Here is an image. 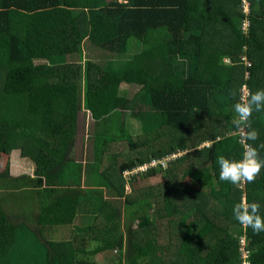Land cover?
Masks as SVG:
<instances>
[{
  "label": "trees",
  "instance_id": "trees-1",
  "mask_svg": "<svg viewBox=\"0 0 264 264\" xmlns=\"http://www.w3.org/2000/svg\"><path fill=\"white\" fill-rule=\"evenodd\" d=\"M242 1L0 0V182L22 179L0 185V264H264V232L232 212L246 199L264 215V169L232 185L216 162L241 158V87L264 89V0ZM252 127L264 142V112ZM78 209L88 234L60 229Z\"/></svg>",
  "mask_w": 264,
  "mask_h": 264
},
{
  "label": "clouds",
  "instance_id": "clouds-1",
  "mask_svg": "<svg viewBox=\"0 0 264 264\" xmlns=\"http://www.w3.org/2000/svg\"><path fill=\"white\" fill-rule=\"evenodd\" d=\"M245 23L246 25H244ZM248 27V21L241 22V34L244 37H248ZM229 95L236 98L237 92L230 90ZM232 110L235 113L232 123L234 129L239 133V142L243 146V152L239 159L228 158L225 155H219L217 157L216 162L219 166V179L229 182L232 185L253 183L257 176L260 175L261 170L264 169V157L261 156V151H264V142L255 143L259 140L260 133L258 129L252 127L253 113L264 112V89L252 92L246 86L241 87V94L237 102L232 105ZM209 146L208 144L206 147ZM125 176L128 178L129 173H126ZM261 210L262 205L259 202L254 201L249 203L246 199H243L233 206L232 212L234 219L240 225L245 229L251 228L254 234H259L264 232V215L261 214ZM84 232L88 234L89 230ZM59 239L62 241V237ZM243 240H241V245H243ZM99 257L108 258L106 255H99L90 259L97 260ZM243 258L242 264H248L245 253H243Z\"/></svg>",
  "mask_w": 264,
  "mask_h": 264
},
{
  "label": "rangeland",
  "instance_id": "rangeland-1",
  "mask_svg": "<svg viewBox=\"0 0 264 264\" xmlns=\"http://www.w3.org/2000/svg\"><path fill=\"white\" fill-rule=\"evenodd\" d=\"M231 61L229 59H225L224 60V63L225 64H229ZM127 90H131L133 93L134 92H137L139 90V87H135V86H127V85H123L120 89V92H123L125 94V92ZM126 122H127V126L129 127V129L131 130L132 132V135L133 136H138V135H145L143 133V129L141 128L140 126V123L137 122L136 120L134 119H130V118H127L126 119ZM91 141L92 140H87L85 141L84 143V154H83V158L86 160V161H90V154H91V150H92V145H91ZM208 144H205V145H202L200 149L206 147ZM114 150L116 151H121L123 152L124 154H129V149L127 146L123 147V146H120V147H117V146H113ZM19 176L13 174L12 172H9V176H5V179L7 180H3V177L1 178L2 181L0 182V185H5L6 187L10 186V187H16V186H19L20 185V182L22 183V179H19L18 178ZM130 189V188H128ZM22 194H23V197H26V193H27V190H22L21 191ZM105 194V193H104ZM130 205V204H129ZM131 206V205H130ZM89 210L93 209L92 206H88ZM127 213H125L123 216H122V220L124 221V232L126 230V224L128 222V217H126ZM99 262L101 263H104V262H107L108 261V258L106 257H99L97 259Z\"/></svg>",
  "mask_w": 264,
  "mask_h": 264
},
{
  "label": "crops",
  "instance_id": "crops-1",
  "mask_svg": "<svg viewBox=\"0 0 264 264\" xmlns=\"http://www.w3.org/2000/svg\"><path fill=\"white\" fill-rule=\"evenodd\" d=\"M82 158H83V155H82ZM82 163H83V171H82L83 176H81V186H80L82 192L79 195V197L84 199V200H87L86 202L94 204L97 201L93 200V198L95 197V194H94V190H93V188L91 186V181L89 180V176L86 177L85 174H84V170L86 169V160L84 158H83V162ZM90 171H91L90 167H88L87 174H89ZM86 178H88V179H86ZM19 190L20 189L15 190V191L19 192ZM99 196H100L99 194L96 195V197H98V198H99ZM110 196L111 195H107V199H109ZM104 198L106 199V197H104ZM112 198H110V199H112ZM26 199L31 201L30 194L28 195V197H26ZM33 203H36V200ZM86 210L90 211L89 209H86ZM81 211H82V209L76 210V216H75V218L73 220V223L70 224V225L62 226L60 229H62V228H74L71 231H75V230L87 231V230H90L91 228H93L94 227V223H95V219H92L89 216L83 215ZM101 226L105 230V228H106L105 226L106 225H104V223H102ZM60 229L55 230V232H54L55 236L58 237V238L62 237V235L60 233Z\"/></svg>",
  "mask_w": 264,
  "mask_h": 264
},
{
  "label": "built area",
  "instance_id": "built-area-1",
  "mask_svg": "<svg viewBox=\"0 0 264 264\" xmlns=\"http://www.w3.org/2000/svg\"><path fill=\"white\" fill-rule=\"evenodd\" d=\"M241 9H242V12L245 13V14H247L249 12V4H248V2L246 0L242 1ZM244 25H246V23ZM242 243L244 244V240L242 241Z\"/></svg>",
  "mask_w": 264,
  "mask_h": 264
}]
</instances>
